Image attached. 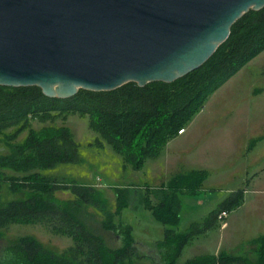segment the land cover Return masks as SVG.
Segmentation results:
<instances>
[{
    "label": "trees",
    "instance_id": "1",
    "mask_svg": "<svg viewBox=\"0 0 264 264\" xmlns=\"http://www.w3.org/2000/svg\"><path fill=\"white\" fill-rule=\"evenodd\" d=\"M262 53L264 9L243 16L203 67L172 84L152 83L143 88L128 84L108 93L79 91L69 100L48 99L38 88L0 87V142L8 149L6 155L0 156V182L8 183L13 194H25L23 199L6 204L0 198V242L12 225H41L73 243L57 254L33 237H19L0 254V264H143L132 228L121 217L127 209L152 211L166 227L164 240L157 245L159 264H178L184 249L197 234L214 228L221 212L230 213L241 207L243 192L232 194L202 230L181 234L176 230L182 209L178 195L197 193L205 177L203 172L170 179L152 191L155 203L150 200L148 188L117 189V208L111 212L96 188L74 186V199L63 204L55 200V194L68 186L39 173L12 177L5 171L30 172L74 163L79 146L65 126L72 115L88 119L89 129L98 136L97 146L108 145L125 164L135 171L142 170L148 160L160 156L179 132H185L214 93ZM34 122L42 128L35 130ZM25 132L24 142L16 143ZM88 209L103 216L100 230L119 237L121 247L110 248L105 238L91 229L86 221ZM250 244L257 247L254 263L225 252L186 264H264V237Z\"/></svg>",
    "mask_w": 264,
    "mask_h": 264
},
{
    "label": "rangeland",
    "instance_id": "2",
    "mask_svg": "<svg viewBox=\"0 0 264 264\" xmlns=\"http://www.w3.org/2000/svg\"><path fill=\"white\" fill-rule=\"evenodd\" d=\"M59 126L61 121L57 123ZM78 144L77 160L59 164L50 169L15 173L24 177L39 173L49 180L65 186L55 200L67 203L74 199V186L96 188L111 212L117 208V189L136 188L150 190V200L155 203L152 191L170 179L205 173L200 190L191 195L179 194L182 204L178 233L203 229L207 220L234 193L243 192L241 207L229 213L226 225L217 223L214 228L197 236L184 249L178 264L203 256L230 253L257 261L256 249L250 243L264 237V53L246 65L206 102L202 112L186 127V134L169 142L156 159L148 160L142 170L135 171L108 145L97 146L98 136L89 129L87 118L72 115L65 125ZM35 130L42 125L33 123ZM27 137L23 133L16 143ZM8 149L0 142V156ZM25 194H13L9 184L0 182L1 203L23 199ZM86 219L91 229L102 235L108 246L117 249L121 239L100 230L103 216L94 209L87 210ZM123 220L137 241L143 264H159L157 245L164 240L166 227L159 223L150 209L122 213ZM118 219H115V222ZM30 236L45 248L60 254L72 246L67 238L53 235L41 225H12L4 231L0 254L19 237Z\"/></svg>",
    "mask_w": 264,
    "mask_h": 264
},
{
    "label": "water",
    "instance_id": "3",
    "mask_svg": "<svg viewBox=\"0 0 264 264\" xmlns=\"http://www.w3.org/2000/svg\"><path fill=\"white\" fill-rule=\"evenodd\" d=\"M264 0H0V87L48 99L172 84Z\"/></svg>",
    "mask_w": 264,
    "mask_h": 264
},
{
    "label": "built area",
    "instance_id": "4",
    "mask_svg": "<svg viewBox=\"0 0 264 264\" xmlns=\"http://www.w3.org/2000/svg\"><path fill=\"white\" fill-rule=\"evenodd\" d=\"M183 133H184V132L181 131V132H179V135H181V134H183ZM228 216H229V212H227V211H223V212H221V213L218 215V218H217L218 223H220L222 226H225V224H226V220H227Z\"/></svg>",
    "mask_w": 264,
    "mask_h": 264
},
{
    "label": "crops",
    "instance_id": "5",
    "mask_svg": "<svg viewBox=\"0 0 264 264\" xmlns=\"http://www.w3.org/2000/svg\"><path fill=\"white\" fill-rule=\"evenodd\" d=\"M185 134H186V130H185V132H184L183 134L179 135L178 138H179V137H183ZM225 225H226V224H225Z\"/></svg>",
    "mask_w": 264,
    "mask_h": 264
}]
</instances>
